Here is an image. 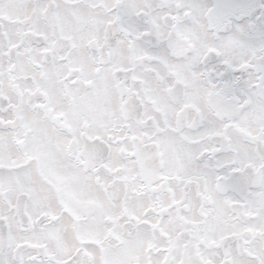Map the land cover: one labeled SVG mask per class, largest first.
I'll return each instance as SVG.
<instances>
[{
	"label": "snow or ice",
	"instance_id": "obj_1",
	"mask_svg": "<svg viewBox=\"0 0 264 264\" xmlns=\"http://www.w3.org/2000/svg\"><path fill=\"white\" fill-rule=\"evenodd\" d=\"M0 264H264V0H0Z\"/></svg>",
	"mask_w": 264,
	"mask_h": 264
}]
</instances>
